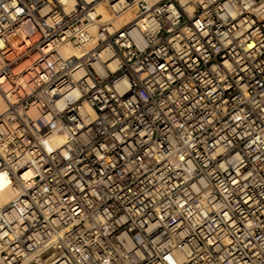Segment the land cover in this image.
<instances>
[{
    "label": "built area",
    "instance_id": "1",
    "mask_svg": "<svg viewBox=\"0 0 264 264\" xmlns=\"http://www.w3.org/2000/svg\"><path fill=\"white\" fill-rule=\"evenodd\" d=\"M3 2L16 6L10 9L12 15L0 8V25L10 37L5 41L8 50L0 49L5 65L0 70V91L9 111L22 106L34 122L41 113L55 119L47 94L58 106L65 90L88 86L59 112L57 123L72 130L61 136L62 146L74 147L62 161L67 169L63 179L50 184V199L62 202L59 213L47 218L37 213L39 218L58 223L66 220L65 213H73L63 234L84 245L82 251L89 256L84 264H161L157 250L164 245L180 264H246L256 251L247 245L264 238V149L258 148L264 139V19L252 16L256 23L248 27L242 24L246 14L226 21L223 6L228 0H214L207 8L192 5L191 14L179 0H159L152 11H165L138 16L142 9L130 7L132 20L120 26L115 20L107 26L101 23L94 36L90 30L77 31L88 28L83 17L59 32L42 28L51 17V13L41 16L44 0ZM49 2L55 9V0ZM109 2L115 7L118 0ZM127 3L132 6L135 0ZM173 6L177 15L170 19L167 9ZM96 11L101 22L110 15L104 0L96 4ZM30 22L35 35L20 38ZM68 44L77 52L64 55L62 48ZM110 52L114 56L101 67L118 60V70L109 66L107 77L101 78L93 66L94 56ZM88 53L92 56L86 58ZM32 55L30 63L15 70ZM24 77L29 89L21 82ZM123 78L131 88L125 87ZM140 93L149 96L147 103ZM161 107L162 118L154 122L152 113ZM4 124L0 119V126ZM19 128L16 135L23 141L24 125ZM38 130L52 133L47 126ZM27 139L32 141L33 136ZM126 150L132 151L127 161ZM149 151L155 153L151 158L146 155ZM161 151L173 159L161 161ZM236 156L242 158L243 167ZM137 161L132 167L131 162ZM177 163L182 167L165 172L164 165ZM188 164L194 166V179L185 180ZM20 174L27 180L32 169H21ZM199 179H206L210 187L196 192ZM21 199L30 202L28 195ZM178 200L192 216L172 203ZM12 201L0 209L4 217L0 245L8 242L0 248V258L5 264H23L18 250H29L35 229L28 226L32 223L28 219L12 218ZM247 220L256 225L255 239L244 238ZM59 252L53 248L41 255L47 260ZM62 255L80 264L68 249Z\"/></svg>",
    "mask_w": 264,
    "mask_h": 264
},
{
    "label": "clouds",
    "instance_id": "2",
    "mask_svg": "<svg viewBox=\"0 0 264 264\" xmlns=\"http://www.w3.org/2000/svg\"><path fill=\"white\" fill-rule=\"evenodd\" d=\"M99 2L100 0H55L56 8L54 9L49 0H44L46 6L43 8L41 16L45 17L51 13V17L45 20L41 27L59 32L63 27L69 26L72 22H78L81 17H83L88 21V28L86 29L82 26L77 29V31L84 32L90 30L95 36L98 25L103 23L107 26L108 23L114 22L115 18L125 15L130 7L136 10L142 9V12L137 13L138 16L149 15L151 17L165 11V9L162 8H155L154 12L152 11L154 5H156L159 0H135V4L132 6L127 3V0H118L115 7L111 5L109 0H104L106 10L110 15L105 16L104 22H101L97 20V15L101 13L96 11V4ZM212 3H214V0H179V4L186 7L189 14L194 10L190 5L202 4L207 8ZM89 5H91V7H89ZM15 7V3L5 4L3 0H0V8H2L7 15H12L10 9ZM223 8V18L226 21L229 16L237 18L246 14V19L242 22L245 27L256 23V21L252 19V16H256L258 19H264V0H228V3L225 4ZM167 10L171 11L172 15L170 19L177 15L174 6ZM16 11L21 12L22 9L16 8ZM65 13H67V16H65ZM205 14L207 15V13ZM36 23H39V21ZM3 27V25H0V49L7 51L8 49L5 41L10 42V37L3 33ZM27 27L29 31L21 32L19 34L20 38L26 35H35L33 23L30 22ZM132 27H135V25H132ZM143 27L144 25H141V28ZM72 34L74 35L75 33ZM13 35L16 34L13 33ZM85 39H87V37H85ZM91 56L92 54L88 53L86 58ZM110 56H114V52L107 53L103 57L100 56L99 53H96L94 56L97 63L93 66L96 68L101 78L107 77L106 69L109 66H111L113 72L118 70V60L114 64H104V67H101V64L108 60ZM4 67L3 59L0 58V70H3ZM123 84L126 88H131L127 78H123ZM87 91L88 86L86 84L79 89L74 85L73 89L65 90L63 99L58 106L51 100V93L49 92L47 96L48 100L51 102L55 119L49 117L47 113H41L35 122L33 119L29 118V113L22 106H17L12 111H9L10 105L4 102V98H0V119L5 120V124L0 126V194H14L12 202L15 206V213L12 218L20 221L28 219L32 221L28 226L35 229L33 244L29 246V250L27 252L18 250V254L22 257L23 264H32V262H34V264H72L70 260L66 261L62 255L65 249H68L71 252L72 258L79 261L80 264L89 261V256L82 251L84 245L78 241H73L71 234H63V227L66 223L72 222L73 213L70 211L65 213L66 220L61 219L58 223L53 222L51 219H47V222H45L41 220L37 214H43L47 218L50 217L53 212L59 213V208L62 206V202H53L50 199V184L54 180L63 179L67 169L62 167V161L69 156L74 145L69 143L67 146H62L61 141L54 140L53 136L55 134L63 136L65 131L71 135V129H65L57 123L59 112H62L70 102H74L82 93H86ZM140 99L147 103L149 96L140 93ZM130 106L131 105H129V107ZM166 106L165 104L163 107ZM163 107H161L160 111H154L152 113L154 122L162 118L161 112L163 111ZM20 124L24 125V132L26 133L23 141L18 139L16 135V133L20 132ZM46 126L52 129V133L49 135H44L38 130V128L42 129ZM181 127L183 126L181 125ZM28 135L33 136L32 141L27 139ZM116 139L121 140L122 137L116 136ZM181 139L184 140L188 147H191L184 137H181ZM171 142L175 143V141ZM141 143H143V141H141ZM10 144L14 145V147H9ZM112 147H115V145H112ZM258 148L264 149V139L261 140ZM131 155L132 151L126 150V161L127 157ZM146 155L151 158L155 153L149 151ZM159 159L161 161L172 160L173 156L172 154L166 156L164 152L161 151L159 153ZM234 159L239 162V167L244 166L240 156H236ZM255 159L259 161L261 157L257 156ZM138 163V161L131 162V166L135 167ZM46 164H51L53 167L51 169H46L44 167ZM169 167H182V165L178 163L176 165H164L165 172ZM220 167L225 168V165H221ZM28 168L32 169V174L25 180L20 174V170ZM185 170L189 175L184 177V179H194L191 175L194 171V166L188 164ZM37 176L39 180L35 179ZM159 179L163 180L164 175L162 174ZM5 180L7 181L6 183ZM198 184L200 187H195L196 192L207 190L210 187L206 179H199ZM225 191H227V188H225ZM25 195L30 196V202L25 203V201L21 199V196ZM189 199H191L190 196ZM7 202V200L4 201V203ZM172 203L177 204L184 212H187L188 216L193 215L192 211L183 207L184 201L178 200ZM2 207L3 205L0 204V209H2ZM216 207L219 208L220 205H216ZM201 210L203 211V209ZM2 218H4L3 212L0 210V219ZM245 223L244 238L252 236L253 239H255L252 229L256 225L252 220H247ZM20 231H23V229H20ZM0 238H2V234H0ZM7 243L6 241L5 245H0V248L5 247ZM247 246L254 247L256 251L252 253V256L246 264H264V238L257 244L253 245L249 243ZM53 248H58L60 252L55 256L49 255L48 259L45 260L41 254ZM166 248L167 246L164 245L157 250L161 255V264H180V259L177 258L174 253L171 255L168 254ZM182 251L189 256L191 255L188 249H183ZM77 253H79V255H77ZM0 264H5V258H0ZM8 264H11V262L9 261ZM104 264H107V261H105ZM229 264H231V262H229Z\"/></svg>",
    "mask_w": 264,
    "mask_h": 264
},
{
    "label": "bare ground",
    "instance_id": "3",
    "mask_svg": "<svg viewBox=\"0 0 264 264\" xmlns=\"http://www.w3.org/2000/svg\"><path fill=\"white\" fill-rule=\"evenodd\" d=\"M190 6L193 7L192 5H190ZM132 18H133L132 14H131V13H127V14H125V15H123V16H120L119 18H115V22H116V24H117L118 26H120V25L124 24L125 22H128V21L132 20ZM62 51H63L64 55H69V54H72V53L74 54V53L77 52L76 48H74V47H73L72 45H70V44L65 45V46L62 48ZM34 57H35V55H32V56L28 57L27 59H25L24 61H22L21 63L17 64V65L15 66V70H19V69H21L23 66L27 65L28 63H30V62L33 60ZM0 58L3 59L2 56H0ZM21 82H22V84H23L27 89H29L30 86H29L28 83H27L26 77L21 78ZM0 98H4V102L8 104L7 100L5 99V97L3 96V93H2L1 91H0ZM32 113L35 114L34 111H32ZM53 139H54V140L61 141V143H62V141H63V138H62L61 136H59V135H56ZM6 182H7V181L5 180V183H6ZM13 196H14V194H12V193H8L7 195H5V194H0V204L5 205V204H7L8 202L12 201V200H13ZM5 200H7L8 202H7V203H4Z\"/></svg>",
    "mask_w": 264,
    "mask_h": 264
}]
</instances>
